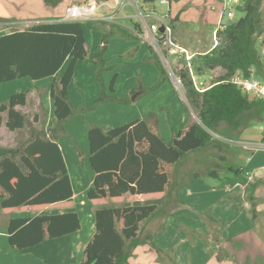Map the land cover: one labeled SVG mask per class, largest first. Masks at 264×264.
Here are the masks:
<instances>
[{
	"label": "trees",
	"instance_id": "16d2710c",
	"mask_svg": "<svg viewBox=\"0 0 264 264\" xmlns=\"http://www.w3.org/2000/svg\"><path fill=\"white\" fill-rule=\"evenodd\" d=\"M56 1L45 0L52 4ZM262 2L242 0L237 11L243 15L217 31V40L208 52L192 57L193 72L199 77L217 67L224 71L214 77L208 88L202 92L196 90L187 69L179 70L186 101L197 121L179 131L169 142L160 136L156 118L107 130L98 126L88 130V163L95 174L86 192L88 200L163 193L170 186V168L186 153L212 142L221 146V140L211 132L222 137L231 136L235 131L240 134V127L263 113L264 100L242 92L231 80L237 71L244 77L253 72L263 73L264 64L255 47L256 36L263 31ZM92 21L55 19L0 33V83L18 78H52L68 62L64 72L58 79L53 78L50 86L53 126L46 130L30 128L27 139L15 147L0 144V207L3 209L72 200V188L57 140L64 135V122L72 114L68 86L75 63L87 54L84 24H92ZM117 26L122 34H128L126 29ZM135 26L139 32V25ZM161 69L164 71L162 66ZM108 99L101 95L97 101ZM25 104V91L11 94L0 104V126L3 112L7 114L8 130L31 125L27 117L15 109ZM78 155L82 158L81 151ZM233 172L239 175L241 170ZM159 200L96 208L93 213L95 232L83 249L80 264H128L134 248L152 239L151 234L139 238V225L153 214ZM79 229L80 221L75 212L12 217L7 225V240L11 249L20 251Z\"/></svg>",
	"mask_w": 264,
	"mask_h": 264
},
{
	"label": "crops",
	"instance_id": "0c3cea01",
	"mask_svg": "<svg viewBox=\"0 0 264 264\" xmlns=\"http://www.w3.org/2000/svg\"><path fill=\"white\" fill-rule=\"evenodd\" d=\"M28 1H31L30 4H27ZM85 1L86 0H57L54 4H52V3L45 2V0H5V4H4L3 1L0 0V21H3V22H0V30H4V28L11 27L12 24H17L18 26H24V28H27L29 26H32V25H35L41 22H49V21H54L55 19H60L62 16H64L66 8L69 5H71L72 3H84ZM170 1L173 2V0H169L168 2L171 3ZM214 2H215L214 5H216L217 1L214 0ZM174 4H175L174 9L170 8L169 11H167L168 14L169 12L170 13L175 12L176 9H179L180 11L182 10V8L179 7V4H180L179 1H178V4L176 3ZM38 9H40V14L38 13ZM184 12L185 11H182L181 13H184ZM28 15H30L32 19L27 18L26 16ZM53 15H55L56 17ZM129 16H130L129 14H125L123 17H119L114 22H107V21H103L99 19L95 21H101L98 24H103L107 22L115 26L119 25L123 29H126L128 31V34L133 35L137 38H140L137 35L138 31L136 30L135 27H133L134 24H137L139 22L132 21L130 19V22L132 23L130 26L122 22L123 18L125 17L129 18ZM205 17L206 15L204 16V18ZM24 28H21V29H24ZM9 32L11 31L4 32V33H9ZM113 42L114 40H108L106 45H104V43L100 44L101 47L104 48L101 54V57L103 59L104 57L110 59L109 55H114V53L117 51L113 47ZM179 44L184 46L181 43ZM85 47L88 51L90 50L87 44H85ZM147 47L151 50V52H154L148 45ZM185 48L192 54H204L208 52L211 46L207 48L205 52L203 53H197L196 51H192L188 49L187 47ZM101 57H99V59H102ZM144 57H145V61H143L144 64L147 67L153 66L151 65V62L153 59L149 57L148 53L147 54L145 53ZM100 64L102 65V62H100ZM106 64H111V63L110 61H107V63H105L103 66L105 67ZM91 65H92V69H89L90 77L88 79L84 78L82 80L83 84L79 85L80 92L83 96V101L93 102V100L96 99L99 94L104 95L108 97L109 99L105 101H101L100 107L104 108V105L106 104L109 110H111V109H117L119 107L127 108L130 102H136L139 98L143 99V96H145L146 93L155 92L157 88L161 86L165 89V94L167 95V97H170L171 95L172 90H171V84L169 83L170 81L168 82V81H165L164 79L161 80L159 78V71H155L154 73L153 79H155L154 80L155 82L152 81L150 83H147L149 82V80L144 81L143 78L137 80L133 76L131 77V79L127 78L124 82L120 83L118 80V73L115 71L113 72L114 74L112 78H110L108 82H106L103 79L101 80L99 78V80L101 81V85H100V82L97 81L96 76H94V71L96 75L97 67L93 63ZM62 67L57 72L55 77H52V78L48 77V78H43L40 80H32L28 78V80L26 81V84H28L27 85L28 88L25 90L22 89V90L17 91V92H23V91L26 92V104L23 106H15V109L20 111L22 114H24L27 117V119L31 122V125H28L25 128L19 129V130H14V131L8 130L5 125L7 114L5 112L2 113L1 115L3 117V122L0 126V144L2 146L4 147L17 146L16 145L17 142L13 138L12 135L20 134V136L25 135L28 137L30 128H32L33 130H39V129L46 130L53 126L54 124V105H53V100L50 96V86H51V83L53 82V78L58 79L59 76L63 73ZM75 67H76V64H75ZM75 67H74V70L76 72L77 67L76 68ZM216 70H220V73L218 75L224 72L219 67L206 72L204 75H202L199 78V80L203 83V86L208 87L211 84L210 83V84L204 85V83L209 78L211 79L213 77L212 73L216 72ZM97 74H98V70H97ZM23 80H26V79H23ZM49 80H51V82ZM73 81L74 80L72 78V80L69 83L70 85L68 86L69 87L68 98L70 99L71 102H72L71 91H72V86L74 84ZM42 89L44 90L42 91ZM85 89H87L88 95L86 94ZM134 93L135 95H133L132 99H130V96ZM167 97L165 96L163 102H168L165 105L167 106V111H173L172 99L171 97L170 98H167ZM183 99L189 109L190 107L186 99L184 97ZM7 100L8 99L0 100V104L2 102H6ZM189 112L190 114L188 116L187 115L181 116L180 114L179 121H180L181 128L176 131L178 132L182 131L186 129L190 123L197 121V117L195 116V114L191 112L190 110ZM70 117L67 119V122H69ZM155 118L156 116L154 114V108L152 106L149 109H147L145 112L140 111V113L134 116L133 118L128 119V120H123L124 122H120L119 124H116L117 122H113V121L104 123L102 119L99 120V122L97 120H91L87 122L86 124H84V126H82L83 131H84V138L87 137L88 130L94 126H98L104 130H107V129H111L117 126L131 123L137 120L146 119V120L153 121V119ZM158 124H159V117H158ZM253 128L254 127L251 126V127L243 129V131L240 132V135H238V138L236 141H239L238 139H242V138L249 139L253 135L255 139L253 140V143H257L258 141L262 140V138H264L262 136L263 132H261V130H258L260 131V135H259L260 137H259L257 136V134L256 135L254 134L255 132L254 133L249 132ZM2 130H5L7 134L12 136L11 139L14 142H12L9 145L3 144L1 141V138H2L1 131ZM158 130L160 132L159 125H158ZM176 131L173 128H171L172 135L169 136L170 138L165 139L163 138L162 135L161 136L166 142H169V140L178 133ZM68 132L69 130L66 127L65 133L67 134ZM62 136L60 137L62 138ZM217 136H218L217 139L221 140V142H225L228 145L233 144L232 142H230L233 140H226L225 137H222L219 135ZM57 143L62 152V156L66 164L67 173L69 176L72 193H73L72 200L69 202L62 201V202H57L53 204L33 206V207L22 206V207H17L13 209H3L0 207V215H4V214L6 215V217L2 219V226L6 227V229H7L8 222L12 217L23 218V217H31V216L39 215V214L54 215V214H64V213H69V212H75L77 213L79 221H80V229L74 232L73 234H69L66 236H71V235L80 233L81 230L83 229V223L85 222L89 226L88 233L84 235L87 238L84 240H82L81 238H78L75 241L76 243L74 244L75 251L83 252V249L85 248L86 244L91 240L95 232L93 213L96 208L103 206V205H109V204H114L115 206H118L126 202L134 203L136 201L144 202L147 200L160 199L157 204V208L153 212V214H151V216L147 218L146 220L140 222V225H139L140 230H141L142 223L146 221L144 224L146 226V229L148 231H151L152 239L149 240L150 243L148 242L144 244H139L137 247L134 248L131 257H129L128 259V264H132L133 257L140 256V255H142V259H144L145 261H148V262L153 261V262H156V264H177L176 263L177 260H175V257L177 258L183 257L182 252L179 251L178 248L180 244H186L187 241H184V242L181 241L183 238H180L177 240V237L175 235L174 236L171 235V240H167L168 243L165 242L164 244H161L160 243L161 241L156 239V235H157L156 231L166 230L169 227L180 229V232L184 233L185 237L187 236L186 232L191 234L190 237L193 238L194 240L192 244L195 245L196 244L195 242L197 241V239L201 240V237H202V236H198L197 233L199 235L200 234L204 235L203 231H206L207 237L213 233V228L215 227V225H213L212 223H214L216 220L218 221V217H219L220 224H224V220L227 221V223L224 224L225 229L230 230L232 228V232H229V235L225 236L227 240L236 239L238 241L235 243H239L241 241V238L246 239V243L248 246L253 245L251 247V249L253 250H254V246L264 247V240L262 241L261 238H259L260 236L254 231L256 224L253 223L252 221L253 214L251 212V206L250 208L247 207L248 203H251L249 201V198H251L252 192H253L252 197L255 198L256 196H258L257 190L260 189L259 187L256 186L255 188H253L254 190H251L253 183H251L248 180V178L250 175L253 176L262 171L264 172V165L263 166H253L255 167L253 168L250 166V162H248L246 163L245 166H241L237 169L230 167L229 169L231 171L238 170V169L241 170V173L239 174V176L233 173L234 176L221 177V174L218 170L213 169L212 167L211 168L209 167L208 169H206L207 165L203 164V161L207 162V159H206L207 155L210 158L211 157L215 158L216 160L217 158L220 160L227 158V156L225 157L222 155H219V156L216 155L215 157V154L213 153V151L214 149H218L219 145H217V143L212 142L208 144L205 148H200L198 150H194V151H190L186 153L176 165L170 168V186L168 190H166L165 192L158 193V194H145V195L144 194H141V195L125 194L119 198H114V199L89 200L90 202L89 204L91 205V207L90 208L88 207L87 209L85 208L82 212V215H80V213L77 210H75V204L73 205V202L75 201V197L78 192H81L82 194L86 196V192L91 187L93 183L94 175H95L88 163V156H89L88 138H87L88 145H87V148L85 149L80 148V146L76 143L70 145L71 147H69V144L66 145L65 143L61 142L60 138L57 140ZM220 148H224V147H220ZM224 149L226 150V154L228 155V152L230 150L226 148ZM78 151H81L82 158L79 157ZM200 159L202 160L200 161ZM192 162L194 163L192 164ZM210 163H213V162L210 161ZM183 164H184V167H182ZM249 179H251V177ZM246 194H248V199H244V197H246ZM226 199L227 201H225ZM174 203L176 204L174 205ZM225 203H226L227 208L229 209L232 208V217L230 219L222 218V217H225V213H226L223 208H222L223 214L221 216H220L219 210H216V208H214V207H217L218 205H219V208H221L223 207V205H225ZM253 205L255 206L256 204L253 203ZM254 209L256 210V212L260 214V212L264 211L263 203L259 202ZM176 213L180 214V217L172 221L173 220L172 216H174V214ZM204 213L207 215H213L212 219L214 221L211 220V218L200 217ZM195 214H199L197 221L193 220V218L191 217V215H195ZM249 214H252V215H249ZM85 215L88 218L87 220H86ZM156 215H161V217L160 216L156 217ZM153 218H156V223L154 227H151L149 226V222ZM238 221L245 222L246 226L244 227L236 226V222ZM196 223H197V226H195ZM192 232H193V235H192ZM164 235L167 237L166 233ZM66 236L61 237V239L66 238ZM7 237H8V233H7ZM210 238L211 237H208V239ZM220 238H224V237L221 236ZM220 238L216 239L217 244L215 246H219V244L220 245L222 244V246L225 245L224 240H220ZM52 240L54 239H46L44 242L37 244L28 249L35 250V248H38L40 245L51 242ZM151 243L156 248H154L151 245ZM251 249L249 251L254 253V251H251ZM21 251H24V250H21ZM249 258H251L250 253L246 255L243 261H247ZM257 258H259L260 261L264 264V252L263 251L262 253L255 254L254 260H256ZM81 259L82 257L79 260V264H80ZM201 259L202 260L199 262V264H242L243 262V261L240 263L235 262L233 260H230L228 256H222V257L218 256L216 255L215 251L209 255H205ZM249 260H250L249 264L254 262L252 258ZM153 262L151 264H155ZM190 263H192V261H190Z\"/></svg>",
	"mask_w": 264,
	"mask_h": 264
},
{
	"label": "rangeland",
	"instance_id": "374dc122",
	"mask_svg": "<svg viewBox=\"0 0 264 264\" xmlns=\"http://www.w3.org/2000/svg\"><path fill=\"white\" fill-rule=\"evenodd\" d=\"M5 4V0H2ZM169 1V0H167ZM179 1V7L182 8L180 11L179 9H176L175 12L170 13L169 17H171V24H172V33L176 38V41L178 43L183 44L185 47L192 51H196L197 53H203L207 48L210 46H213L215 41L217 40L216 36L213 34V30L215 28V25L217 24L218 14L216 11H210V6L212 4H215L214 0H173L174 3L178 4ZM31 1H28L27 4H30ZM122 2V0H121ZM135 5H130L131 3ZM171 2V1H170ZM171 2H167V4H161L160 0H153L151 2H146L145 0H123V13L129 14V18L125 17L122 19V22L127 25H131L130 19L132 21H137V23L140 27V17L138 15L139 12L141 13H148L147 11H151L154 15H163L169 11L170 8L174 9L175 4ZM137 5V6H136ZM182 11H185L184 13H181ZM208 11V12H207ZM261 11L263 13L264 18V0L261 5ZM38 13L40 14V9H38ZM60 14V13H58ZM132 15V16H131ZM206 17L204 18V16ZM243 13L240 11L236 12V16L234 18H224L223 22L225 24H229L235 20H237L240 16H242ZM55 16V15H53ZM29 19H32L30 15L26 16ZM25 17V18H26ZM39 17V15H38ZM56 17V16H55ZM34 18V17H33ZM151 20H154V18H146V21L149 23ZM3 22V21H0ZM101 22V21H99ZM98 21H92V24H84L85 29V39L87 44L89 46V51L86 49L87 54L86 56L78 60L76 64V72L74 70L73 75V86L71 91V98L72 102L70 101V104L72 106V114L70 117L69 122L67 120L64 122V128H68L69 132L64 134V136L59 137L61 139V142L65 143L66 145L69 144H78L80 148H87V137L84 138V131L83 127L84 124L91 120H103V122H117L116 124H119L120 122H124L123 120H128L136 116L137 114L141 112H145L147 109L153 106L154 108V114L157 118V130L158 125L160 128V136L162 135L163 138L167 139L170 138L169 136L172 135L171 128H173L175 131L179 130L180 127V114L183 115H189L190 112L194 111L192 109H188V106L185 104V101L183 99L182 94L174 87L168 70L165 68L163 63L159 61L160 59L158 56L151 52V50L147 47L145 42L130 34H122L120 32V29L118 26L112 25L110 23H103L98 24ZM24 25V24H22ZM17 24H12L11 27L4 28V30H0V33L21 29L24 28V26H18ZM133 27H136L135 24ZM262 33L258 34L256 36V44L255 47L263 61L264 64V24L262 27ZM120 38V39H118ZM118 39V40H117ZM108 40H114L113 47L117 51L114 53V55H109L110 59L104 57V59L101 57V54L104 50L103 47H101L100 44L104 43L106 45ZM121 40V41H120ZM149 55L153 60L151 62V67H147L143 61H145L144 54ZM101 57L102 59H99ZM144 58V60H143ZM173 58V57H171ZM172 60V59H171ZM107 61H110L111 64H106L104 67L103 65L107 63ZM102 62V65L100 64ZM68 63V62H67ZM67 63L63 65L62 71L64 72ZM96 65V75L94 71V76H96L97 81L100 82L99 78L102 80H105L106 82L109 81L110 78L113 76V72L118 73V80L119 82H124L127 78L131 79V77H135L137 80L142 79L144 81L149 80V82H155L153 79L155 71H159V78L161 80L170 81L171 84V99H172V108L173 111H167V106H165L168 102H163L165 96V89L161 86L157 88L155 92H148L143 96V99L139 98L136 102H130L129 106L127 108H117V109H111L109 110L108 106L105 104L104 108L101 106V101H97V98L101 95L99 94L96 99L93 100V102L90 101H83V96L80 92V86L82 85V80L84 78L88 79L89 76V69H92L91 64ZM78 64V66H77ZM162 64V65H161ZM164 68V71L160 67ZM264 67V66H263ZM158 68V69H157ZM98 70V74H97ZM61 71V72H62ZM220 73V70H216V72L212 73V78L208 79L204 85L210 84L214 77ZM211 74V73H210ZM254 77H256L261 82H264V68L263 73L257 74L253 72ZM26 79V80H23ZM28 78H18L17 80L7 81L0 83V100H6L9 98V96L13 93H16L18 90H25L27 89L26 81ZM52 80V79H51ZM51 80H49L51 82ZM70 85V84H69ZM174 90H173V88ZM105 88V87H103ZM69 89V87H68ZM44 89H42L43 91ZM46 90V89H45ZM69 91V90H68ZM86 94L87 89H85ZM101 92V91H100ZM135 95L132 94L130 96V99H132V96ZM167 97V98H170ZM129 98V97H128ZM127 99V98H126ZM171 103V104H172ZM75 105V107H74ZM4 113V112H3ZM195 114V113H194ZM264 111L259 116L252 118L250 120V124L240 127L241 129L239 132H242L243 129L248 127H254L249 132H255L254 134L257 136L260 135V131L263 132L264 130ZM93 116V117H92ZM196 116V114H195ZM92 117V118H90ZM158 117H159V124H158ZM67 131V129H66ZM178 132V131H176ZM238 131H235L234 133H230L231 136L223 135L226 140H233L236 141L238 138L237 134ZM1 141L3 144L9 145L12 142H14L11 138L16 140L17 144L24 142L27 139V136H20V134H15L10 136L5 132V130L1 131ZM253 135V134H251ZM161 136V137H162ZM256 136V137H257ZM260 137V136H259ZM58 138V139H59ZM162 138V139H163ZM164 140V139H163ZM171 140V139H170ZM169 140V141H170ZM241 142H246L248 145L253 146V140L254 135L251 136L249 139L242 138L238 139ZM165 141V140H164ZM232 142L233 144L228 145L225 142H221V146H219L218 149H214L213 153L216 155H222L227 156L226 159H218L217 160L213 157L206 156L207 162L203 161V164H206V169L209 167L216 169L220 172L221 177H229L234 176L235 172L231 171L229 168L233 167L235 169L245 166L246 163L250 162V166H263L264 165V149H255L254 147L251 148H243L241 145H238L236 142ZM166 142V141H165ZM224 147L228 150V155L226 154V150ZM205 148V147H204ZM224 149V150H223ZM202 159H200L201 161ZM205 160V159H204ZM213 162V163H210ZM69 163V161H68ZM194 162H192L193 164ZM202 163V162H201ZM210 164V166H209ZM181 167V166H180ZM184 167V164L182 165ZM255 168V167H253ZM257 168V167H256ZM205 169V168H204ZM202 172V171H201ZM239 176V175H238ZM251 177V179H249ZM248 178V177H247ZM248 180L253 183L251 190H254L256 186L260 189L258 191V196L255 198L253 196V192L251 194V198H249V201L251 203H248V208L251 206V212L253 217V223L256 224L254 231L260 236L261 240H264V211L256 212L255 208L257 204L263 203L264 205V172H260L256 175H250ZM212 180V179H210ZM249 194V192H248ZM248 194H246V197L244 199H248ZM223 199V198H222ZM257 199V200H256ZM227 201V199L225 200ZM89 200L86 198L84 194L81 192H78L75 197V201L73 202V205L75 204V210H77L80 215H82L83 210L86 208H90L91 205L89 204ZM253 203L256 204L253 207ZM176 203H174L175 205ZM216 208V210H219L220 216L223 214V209L226 212L225 217L226 219H230L232 217V208H227L226 203L223 205V207L219 208V205ZM223 208V209H222ZM5 215V214H4ZM0 215V264H79V260L82 257V252H77L74 250V244L75 241L78 238H81L82 240L86 239L87 237L84 236L88 233L89 226L84 222L83 223V229L80 233L66 236V238H54L51 242L44 243L40 245L38 248L33 249H25L24 251L19 250H13L10 248L7 240V229L6 227L2 226V219L6 217V215ZM160 216L161 215H156ZM199 214L191 215L193 220L197 221ZM86 217V215H85ZM173 220L180 217V214L176 213L174 214ZM200 217L204 218H211L213 215H207L203 214ZM88 218L86 217V220ZM214 221V220H213ZM146 222V221H145ZM145 222L141 225V230L139 233V238H144L147 236V234H151V231H148L145 226ZM156 223V218H153L149 222V226L154 227ZM227 223L226 220H224V224ZM215 225L213 228V233L208 236L211 237L208 239L206 236V231L204 232V235L202 236L201 240L197 239L195 242L196 244H192L194 242L193 238H191V234L186 232L187 236L185 237V234L180 232V229H176L173 227H169L166 230H157L156 231V239L160 240L161 244H164L165 242L168 243L167 240H171V235H175L177 237V240L180 238H183L181 241H187L186 244H180L178 250L182 252L183 257L177 258L175 257V260L177 264H199V262L202 260L205 255H209L212 252L215 251L216 255L218 256H228L230 260H233L235 262H242L243 259L248 255L251 254L252 260L255 259L256 253H262L264 252V247L254 246V250L251 249V246H248L246 243V239L241 238V241L239 243H235L238 240L236 239H226L225 236L229 235V232H232V228L230 230L225 229L224 224H220L219 217L218 221L216 220L214 223ZM197 226V223L196 225ZM236 226L238 227H244L245 222L238 221L236 222ZM233 227V226H232ZM224 228V229H223ZM236 228V227H234ZM155 230V229H154ZM176 230V231H175ZM167 234V237L164 234ZM73 234V233H72ZM193 235V232H192ZM223 236L224 238H220ZM220 238V240H224L225 245L222 246V244L219 246H215L217 244L216 239ZM263 238V239H262ZM157 240V241H158ZM232 240V241H230ZM158 243V242H157ZM181 243V242H180ZM229 243V244H228ZM31 248V247H30ZM254 251V253L250 252L249 250ZM140 255V254H138ZM249 258V259H251ZM132 264H151L153 261H145L142 259V255L136 256L132 258ZM165 259V258H164ZM243 261L242 264H249L250 260ZM192 261V263H190ZM231 262V261H230ZM156 264V262H153ZM250 264H263L259 258L254 260L253 263Z\"/></svg>",
	"mask_w": 264,
	"mask_h": 264
},
{
	"label": "built area",
	"instance_id": "2783aa9c",
	"mask_svg": "<svg viewBox=\"0 0 264 264\" xmlns=\"http://www.w3.org/2000/svg\"><path fill=\"white\" fill-rule=\"evenodd\" d=\"M217 4L210 6L211 11H216L218 14L217 24L213 30L216 36L217 31L225 27L224 18H234L236 16L237 7L241 6L242 0H216ZM167 0H160L161 4H167ZM130 5H135L131 3ZM137 6V5H136ZM123 0H86L84 3H72L66 8L64 16L60 18L63 21H92L103 20L114 22L119 17H123ZM148 13L139 12L140 29L137 35L154 51L165 68L168 70L170 79L174 87L185 97L183 81L179 70L187 69L190 74L191 81L196 90L202 92L206 88L193 72L191 59L194 54L190 53L184 46L180 45L173 36L171 18L168 12L163 15H154L151 11ZM154 18L149 23L146 18ZM162 30L160 31V28ZM217 38V36H216ZM173 57V58H171ZM172 59V60H171ZM231 80L237 85L242 92L248 93L252 97L264 100V82H261L253 74L249 77H244L241 72L237 71ZM213 135L214 133L211 132ZM216 135V134H214ZM213 135V136H214ZM218 138V136H214ZM244 148L254 147L255 149H264V138L253 143V146L246 142L233 141Z\"/></svg>",
	"mask_w": 264,
	"mask_h": 264
},
{
	"label": "water",
	"instance_id": "95a60500",
	"mask_svg": "<svg viewBox=\"0 0 264 264\" xmlns=\"http://www.w3.org/2000/svg\"><path fill=\"white\" fill-rule=\"evenodd\" d=\"M162 30V27L160 28V31Z\"/></svg>",
	"mask_w": 264,
	"mask_h": 264
}]
</instances>
